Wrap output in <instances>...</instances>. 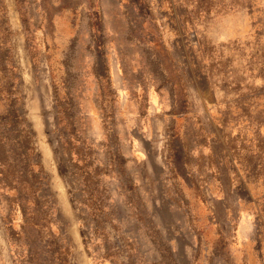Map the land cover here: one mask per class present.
Returning <instances> with one entry per match:
<instances>
[{
  "label": "rangeland",
  "instance_id": "rangeland-1",
  "mask_svg": "<svg viewBox=\"0 0 264 264\" xmlns=\"http://www.w3.org/2000/svg\"><path fill=\"white\" fill-rule=\"evenodd\" d=\"M4 3L0 264H264V0Z\"/></svg>",
  "mask_w": 264,
  "mask_h": 264
},
{
  "label": "trees",
  "instance_id": "trees-1",
  "mask_svg": "<svg viewBox=\"0 0 264 264\" xmlns=\"http://www.w3.org/2000/svg\"><path fill=\"white\" fill-rule=\"evenodd\" d=\"M2 6H3V10H5L3 1H2ZM4 21L6 24V30L3 32L4 35L1 38L2 47H4V49H3V51H0V63L4 64L5 68H7V65H9L8 60H11V57H12L11 53H8L9 51L7 52V50H10V47H11V45L9 44V41H10L11 36H12V31L8 25L6 17H5Z\"/></svg>",
  "mask_w": 264,
  "mask_h": 264
},
{
  "label": "crops",
  "instance_id": "crops-1",
  "mask_svg": "<svg viewBox=\"0 0 264 264\" xmlns=\"http://www.w3.org/2000/svg\"><path fill=\"white\" fill-rule=\"evenodd\" d=\"M2 1L3 0H0V40H1L2 36L4 35L3 32L6 30V24L4 21V19L6 17V6L4 3L5 10H3ZM0 46H2V40L0 41Z\"/></svg>",
  "mask_w": 264,
  "mask_h": 264
},
{
  "label": "bare ground",
  "instance_id": "bare-ground-1",
  "mask_svg": "<svg viewBox=\"0 0 264 264\" xmlns=\"http://www.w3.org/2000/svg\"><path fill=\"white\" fill-rule=\"evenodd\" d=\"M108 8H110V7H108ZM108 15V14H107ZM108 18V17H107ZM107 20H109V19H107ZM113 20V19H112ZM108 24H109V22H108ZM111 27V26H110Z\"/></svg>",
  "mask_w": 264,
  "mask_h": 264
}]
</instances>
